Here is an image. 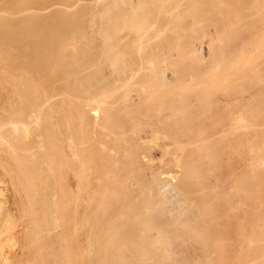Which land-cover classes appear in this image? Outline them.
<instances>
[{
    "label": "bare ground",
    "instance_id": "bare-ground-1",
    "mask_svg": "<svg viewBox=\"0 0 264 264\" xmlns=\"http://www.w3.org/2000/svg\"><path fill=\"white\" fill-rule=\"evenodd\" d=\"M5 2L0 264H264V0Z\"/></svg>",
    "mask_w": 264,
    "mask_h": 264
},
{
    "label": "rangeland",
    "instance_id": "rangeland-1",
    "mask_svg": "<svg viewBox=\"0 0 264 264\" xmlns=\"http://www.w3.org/2000/svg\"><path fill=\"white\" fill-rule=\"evenodd\" d=\"M5 1H10V0H0V9L2 8V4H4L3 2H5ZM6 3V2H5ZM4 6V5H3ZM51 11V10H50ZM44 13V12H43ZM0 14L2 15V17H3V15H6L7 16V18H8V16H9V14L8 13H6V12H3V11H0ZM28 13H26L25 15H27ZM45 14H49V11H48V13H45ZM0 15V16H1ZM11 15V14H10ZM20 15V14H19ZM24 15V16H25ZM5 16V17H6ZM13 16V15H12ZM12 16H9V18L10 17H12ZM15 16V15H14ZM13 16V17H14ZM17 16V15H16ZM5 183H0V190H1V192H0V196H2V197H0V200H3V201H6L9 197L11 198V196H12V194H13V189H12V186H11V184L9 183V182H6V181H4ZM3 184V185H2ZM2 185V186H1ZM8 188V189H7ZM7 190V191H6ZM3 191V192H2ZM11 192H12V194H11ZM2 193V194H1ZM9 193V194H8ZM11 194V195H10ZM6 195V196H5ZM9 198V199H10ZM17 215V214H16ZM15 215V216H16ZM15 216H13V217H11V218H14V219H9L10 221H11V223H13V221L12 220H14L15 221V223H17V224H15L16 226H14V227H18L17 225H19L20 226V224L22 223L21 221V219L20 218H17V217H15ZM19 217V216H18ZM15 218H17L16 220H15ZM19 220V221H18ZM10 221H8V222H10ZM8 222L6 223V225L5 226H7L8 227V225L9 226H11V223L10 224H8ZM20 224H19V223ZM5 223V222H4ZM3 223V224H4ZM2 224V222H1V220H0V226L1 227H3L4 225ZM8 224V225H7ZM14 224V223H13ZM5 226H4V228H1V229H3V231L4 230H6L4 233L2 232V234H5L6 232L7 233H9V234H6L5 236L4 235H2L1 234V232H0V236L2 235V240L1 241H3V239L6 241V243H5V241H3L4 243H2L1 244V246L2 247H0L1 249H0V255L2 256L3 254L1 253V252H4V254H8V255H10V253L12 254V252L13 253H15V251L17 252H20L21 251V249L19 248V240L17 239V238H15V236L14 235H12L13 233V231L14 230H16V229H14V227H11V229H9V228H5ZM12 228H13V231H12ZM19 228V227H18ZM8 230V231H7ZM1 231V230H0ZM12 231V232H11ZM11 232V233H10ZM15 232V231H14ZM6 237L8 238V239H6ZM15 239V240H14ZM10 240V241H9ZM9 242V243H8ZM1 243V242H0ZM14 247V248H13ZM5 249V250H4ZM9 249V250H8ZM20 249V250H19ZM2 250V251H1ZM11 251V252H10ZM24 252V251H23ZM22 252V253H23ZM21 252H20V254H22ZM27 255V254H26ZM25 255V256H26Z\"/></svg>",
    "mask_w": 264,
    "mask_h": 264
}]
</instances>
